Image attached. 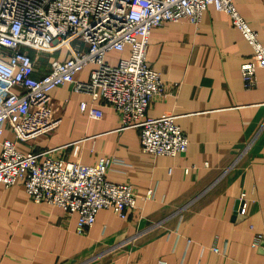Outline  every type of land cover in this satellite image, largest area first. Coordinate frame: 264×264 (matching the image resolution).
Masks as SVG:
<instances>
[{
    "label": "crops",
    "instance_id": "1",
    "mask_svg": "<svg viewBox=\"0 0 264 264\" xmlns=\"http://www.w3.org/2000/svg\"><path fill=\"white\" fill-rule=\"evenodd\" d=\"M233 2L264 45V0ZM129 55V48L113 51L106 61L117 65ZM252 55L229 15L212 6L197 24L181 19L152 29L147 62L175 86L155 97L147 114L175 117L189 140L176 156L144 153L140 129H122L114 108L72 84L54 88L57 128L18 146L40 160L48 154L84 165L114 159L107 178L134 187L138 207L126 218L102 209L81 235L77 213L32 201L22 183H0V264H264V242L252 247L255 233L264 235V68L252 89L241 76ZM54 56L65 60L68 49ZM48 68L40 66L36 76ZM93 68L78 79L88 81ZM82 102L102 109L103 118L83 113ZM4 137L15 140L11 132ZM150 189L153 199L143 200Z\"/></svg>",
    "mask_w": 264,
    "mask_h": 264
},
{
    "label": "built area",
    "instance_id": "2",
    "mask_svg": "<svg viewBox=\"0 0 264 264\" xmlns=\"http://www.w3.org/2000/svg\"><path fill=\"white\" fill-rule=\"evenodd\" d=\"M211 6L229 15L251 45L252 59L242 64L241 76L245 88H254L256 71L264 68V45L233 0H0V183L5 187L22 183L32 201L77 213L76 232L81 235L91 229L102 209L121 218L133 213L138 207L134 187L107 178L114 159L103 157L96 165H84L48 154L40 160L17 143L57 128L60 120L50 105V92L69 83L74 91L89 93L114 108L122 129L139 128L144 153H185L189 140L175 117L147 114L153 99L167 96L175 86L148 64L147 50L153 28L181 19L197 24ZM74 42L86 49H75ZM62 48L69 52L65 60L54 56ZM126 48L128 58L117 65L106 61L108 53ZM40 54L50 55L49 68L36 76ZM89 65L94 66L89 80L78 79ZM80 109L93 119L104 116L102 109L87 102ZM6 132L15 140L4 137ZM77 151L78 147L76 155ZM154 194L150 189L143 200ZM239 202V214L245 215V195ZM263 242L264 235L255 233L252 247L259 249Z\"/></svg>",
    "mask_w": 264,
    "mask_h": 264
},
{
    "label": "rangeland",
    "instance_id": "3",
    "mask_svg": "<svg viewBox=\"0 0 264 264\" xmlns=\"http://www.w3.org/2000/svg\"><path fill=\"white\" fill-rule=\"evenodd\" d=\"M50 57V55H43V54H40V58H39V65L40 66H45V65H47L48 64V62H49V58Z\"/></svg>",
    "mask_w": 264,
    "mask_h": 264
}]
</instances>
